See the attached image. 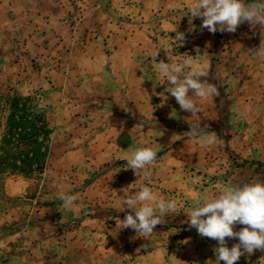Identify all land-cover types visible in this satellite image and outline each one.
I'll use <instances>...</instances> for the list:
<instances>
[{
  "label": "rangeland",
  "instance_id": "1",
  "mask_svg": "<svg viewBox=\"0 0 264 264\" xmlns=\"http://www.w3.org/2000/svg\"><path fill=\"white\" fill-rule=\"evenodd\" d=\"M72 2L62 23L23 10V0H0V264H215L218 242L189 227L187 213L197 194L264 182V28L245 22L211 33L187 15L194 0ZM186 58L208 65L219 90L197 100V116L180 109L157 68ZM192 123L216 142L190 137ZM30 132L39 160L4 162L6 148L27 149L15 143ZM142 147L160 151L138 177L125 168ZM141 185L175 199L180 213L147 238L131 228L110 234L117 219L134 216L119 206ZM61 192L77 197L74 209L62 206ZM225 239L229 248L239 243ZM235 264H264V252Z\"/></svg>",
  "mask_w": 264,
  "mask_h": 264
},
{
  "label": "clouds",
  "instance_id": "2",
  "mask_svg": "<svg viewBox=\"0 0 264 264\" xmlns=\"http://www.w3.org/2000/svg\"><path fill=\"white\" fill-rule=\"evenodd\" d=\"M186 13L190 19L202 18V28H207L211 33H234L245 22L264 28V0H252L251 3H245V0H194ZM172 32L176 33V44H183L185 34L177 30V24ZM168 38L173 40L169 36ZM259 51L260 49L255 52ZM158 53L159 51L154 53L155 60ZM157 68L164 81L170 83L169 92L180 109L191 113V116H197L201 111L198 99L219 95L217 87L208 82V65L194 63L193 59L186 58L177 63H165L161 60L157 63ZM189 128L187 133L190 137L199 138L209 146L216 142V134L204 133L199 123L189 124ZM159 151V147L133 150L125 169H132L138 177L142 173L147 176L149 166L156 163ZM59 199L65 209L72 210L76 207L77 197L74 195L61 192ZM125 209H131L134 216L126 214L123 220L117 219L116 225L118 223L119 227L110 234L115 236L118 230L131 228L137 236L147 238L154 233L156 225L165 222L169 213H180V206L175 199H160L146 185H141L138 191L131 194L128 192L119 206V211L123 212ZM187 216L189 227H194L200 236L218 242L215 264H220V261L224 264H235L241 256L251 255L254 250L264 252V182L225 186L214 198L197 194ZM236 224L244 227L234 231ZM175 232L176 229H172L171 233ZM226 237L238 238L239 243L229 248Z\"/></svg>",
  "mask_w": 264,
  "mask_h": 264
},
{
  "label": "crops",
  "instance_id": "3",
  "mask_svg": "<svg viewBox=\"0 0 264 264\" xmlns=\"http://www.w3.org/2000/svg\"><path fill=\"white\" fill-rule=\"evenodd\" d=\"M16 1L21 0H12V2L16 3ZM23 10H31L35 11L37 14L41 13V16L45 14H49V18H56L60 20L62 23L67 22L70 19V15L75 9V5L72 0H30V4H28L29 0H23ZM121 2L122 0H113ZM12 3L11 5L7 6V10L10 11L11 9H15V4ZM44 6V7H43ZM140 6L145 7L147 9L146 3L140 4ZM117 8H121V6H117ZM46 11V13H44Z\"/></svg>",
  "mask_w": 264,
  "mask_h": 264
},
{
  "label": "trees",
  "instance_id": "4",
  "mask_svg": "<svg viewBox=\"0 0 264 264\" xmlns=\"http://www.w3.org/2000/svg\"><path fill=\"white\" fill-rule=\"evenodd\" d=\"M20 120H21V117L18 119L13 118L10 121V129H9L10 135H9L8 142H11L12 138H15L12 130L13 129L15 130L16 125H17V123H20ZM20 124H22V123H20ZM35 132H37V131H35ZM35 132L25 133L20 138L17 139V142L15 144H18V142L21 139H23L25 141V143H23V144H26V146H27L26 150L16 151L13 154L12 150H9L6 148L5 153H4V157H3V159L5 160L4 162L11 163L14 166V168H24L26 165L31 166L34 161H36V160L38 161L39 155H40L38 153V146L39 145H37L38 138H36V135L38 133L36 134ZM43 153H41V154H43ZM43 156H44V154H43ZM17 160L21 161L22 165H17L18 164Z\"/></svg>",
  "mask_w": 264,
  "mask_h": 264
}]
</instances>
